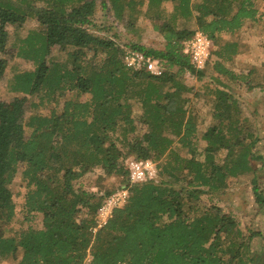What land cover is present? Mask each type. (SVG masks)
<instances>
[{
  "label": "trees",
  "instance_id": "16d2710c",
  "mask_svg": "<svg viewBox=\"0 0 264 264\" xmlns=\"http://www.w3.org/2000/svg\"><path fill=\"white\" fill-rule=\"evenodd\" d=\"M100 3L127 27L138 13L152 20L163 48L96 34L97 0H0V51L5 23L28 15L40 27L20 49L35 68L18 85L54 100L48 113L31 103L26 115L23 99L0 101V264H264V246L253 244L264 237L261 229L243 231L229 212L201 202L203 194L223 193L233 179L248 176L264 210V186L253 165H264V134L234 90L262 85L257 72L235 68V58L249 48L240 42L242 33L264 35L258 0ZM176 20H193L215 41L202 69L181 51L193 30L177 27ZM53 47L64 61L52 58ZM127 48L187 67L197 83L207 81L213 117L204 132L184 96L189 87L126 67L121 56ZM4 68L0 58V76ZM128 155L151 157L158 175L128 184ZM94 168L103 171L102 181L83 187L81 177ZM17 176L18 206L10 186ZM123 187L122 206L92 233L102 200Z\"/></svg>",
  "mask_w": 264,
  "mask_h": 264
},
{
  "label": "rangeland",
  "instance_id": "374dc122",
  "mask_svg": "<svg viewBox=\"0 0 264 264\" xmlns=\"http://www.w3.org/2000/svg\"><path fill=\"white\" fill-rule=\"evenodd\" d=\"M97 0L96 11L94 14V21L97 26L94 32L100 36L111 38L118 44H134L140 43L146 48L162 49L164 39L156 29H154L153 22L141 13H138L136 19L133 20V26H125V21L118 22L114 20L111 12L107 8H103ZM144 9L146 4L143 6ZM168 8V6H166ZM259 11L264 13V0H258ZM154 10L156 7H152ZM126 19V18H125ZM174 24L177 27H187L189 30H195L196 25L193 20L181 22L176 20ZM6 41L4 48L0 51V58L5 61V68L0 76V101H10L14 98H21L24 101V114L26 115L33 109L31 103L36 104L38 109L43 113H48L54 107V100L48 97H40L37 93L29 94L22 90L18 85L20 76L26 72H31L35 68L32 59L21 54L20 49L25 45L24 39L27 35L35 33L40 28L36 20L32 16H26L21 23H5ZM256 34V33H254ZM249 35L248 32H243L240 42L249 46L247 51H243L235 58V68L242 70L245 73L250 71L257 72L262 81L261 86L247 88L241 86L235 88V93L238 95L241 103V108L246 113L251 112L254 118L255 125L259 129L260 135L264 134V35ZM226 37L230 35L225 34ZM243 48V47H242ZM251 48V49H250ZM52 58L54 60H63L65 55L56 47L51 48ZM196 83L189 87L184 96L189 98V109L194 111L201 119L198 128L201 132L206 130L209 121L212 120L213 100L208 99L207 92L204 90V84ZM81 99L84 95H81ZM55 109L59 110L62 105L63 96L57 97ZM131 155H128L129 157ZM126 157V158H127ZM125 158V159H126ZM124 159V161H125ZM154 160V159H153ZM157 164V161L154 160ZM254 167H257L256 175L258 181L264 186V165L259 161H253ZM260 166V167H259ZM259 167V168H258ZM104 173L100 168H94L86 172L80 179L82 186H87L90 189L95 188L98 181H102ZM103 181L105 179L103 178ZM19 178L13 179L11 183V190L15 194L14 200L16 206L20 198L16 196L18 191ZM260 185V186H261ZM202 206H209L215 203L222 211L229 212L236 221L240 224L243 231L247 228L261 229L264 232V210L255 202L254 195L251 190L248 176H242L239 180L233 179L230 186L223 193H205L201 196ZM17 220H22V214L16 216ZM254 246H264V237H255L253 239ZM255 248V247H253Z\"/></svg>",
  "mask_w": 264,
  "mask_h": 264
},
{
  "label": "built area",
  "instance_id": "2783aa9c",
  "mask_svg": "<svg viewBox=\"0 0 264 264\" xmlns=\"http://www.w3.org/2000/svg\"><path fill=\"white\" fill-rule=\"evenodd\" d=\"M215 47V41L199 29H195L188 38L181 41V51L188 57L189 63L195 70L202 69L205 66ZM121 58L123 64L133 70L142 69L153 76L166 74L181 81L186 86H192L197 81L195 71L159 60L137 49H125ZM124 167L128 172V184L152 179L158 175L157 164L151 157L136 159L129 156L124 161ZM127 195V188L123 187L110 193L102 200L93 217L95 225L91 228L92 233L106 223L111 216L113 208L122 206ZM88 258H90L89 254L87 255V260Z\"/></svg>",
  "mask_w": 264,
  "mask_h": 264
}]
</instances>
